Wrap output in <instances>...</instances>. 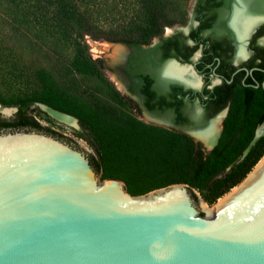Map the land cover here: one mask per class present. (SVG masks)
I'll return each instance as SVG.
<instances>
[{"label":"water","instance_id":"obj_1","mask_svg":"<svg viewBox=\"0 0 264 264\" xmlns=\"http://www.w3.org/2000/svg\"><path fill=\"white\" fill-rule=\"evenodd\" d=\"M263 158L208 212L185 183L132 195L68 142L2 130L0 264H264Z\"/></svg>","mask_w":264,"mask_h":264},{"label":"flooded vegetation","instance_id":"obj_2","mask_svg":"<svg viewBox=\"0 0 264 264\" xmlns=\"http://www.w3.org/2000/svg\"><path fill=\"white\" fill-rule=\"evenodd\" d=\"M260 2L264 0H253L250 11L238 0H194L186 22L176 18L148 41H123V52L116 60L110 58L109 78L140 112L142 121L135 126L194 143L195 151L204 157L223 144L238 145V151L249 137V145L256 135L257 141L263 138L264 10L258 7ZM242 8L252 15L251 24L236 23ZM171 65L193 77L171 73ZM0 120L10 122L0 131L36 130L70 143L84 151L95 169L93 146L87 152L79 139L39 121V125L31 120L20 123V117L3 114ZM245 150L236 159H244L249 153Z\"/></svg>","mask_w":264,"mask_h":264},{"label":"rangeland","instance_id":"obj_3","mask_svg":"<svg viewBox=\"0 0 264 264\" xmlns=\"http://www.w3.org/2000/svg\"><path fill=\"white\" fill-rule=\"evenodd\" d=\"M33 1L27 0L20 10H12L9 0H0V56L8 59L10 54L5 53H16L15 58L11 59L10 56L8 64L0 59V111L16 109L5 115L11 118L17 116L22 101H33L28 111L33 119L68 137L81 140L82 147L87 152L93 150L91 146L94 148L89 139H94L91 121L95 118L125 129L140 130V126H135L142 121L140 112L135 108L134 102L126 99L113 86L109 76L112 70L110 58L115 57L116 60L125 49L122 45L124 40H119L120 37L146 20L142 3L139 0H72L89 17L92 30L101 35L95 39L88 32L83 41L87 48L84 52L96 64L97 73L91 70L81 72L75 68L73 62L81 52L78 44L70 40V34L60 25L56 13L45 14L33 6ZM165 1L168 3L169 17H177L183 22L188 20L194 0ZM17 57L20 63H14ZM102 66L105 67L108 78L104 75ZM45 99L61 102L71 112L57 109L46 103ZM40 104L76 117L78 126L60 121ZM263 157L264 155L261 159ZM242 160L243 158H237L233 163L238 164ZM231 165L216 178L234 168ZM98 174L101 179H105L102 171ZM233 188L213 202L205 197L208 188L194 191L204 210L211 212L215 210L219 200Z\"/></svg>","mask_w":264,"mask_h":264},{"label":"trees","instance_id":"obj_4","mask_svg":"<svg viewBox=\"0 0 264 264\" xmlns=\"http://www.w3.org/2000/svg\"><path fill=\"white\" fill-rule=\"evenodd\" d=\"M25 1L27 0H9V6L12 10H20ZM139 2L145 10V22L128 30L119 40L130 43L148 41L151 36L161 33L166 25L176 21L177 17H169L168 3L165 0ZM33 6L45 14L56 13L60 25L70 34V40L78 44L81 52L73 62L75 68L81 72L91 70L98 73L96 64L84 52L87 49L83 43L86 33L89 32L95 39L101 37L97 31L92 30L89 17L72 0H34ZM5 54H10L8 59L5 56H0V59L6 64L10 63V56L11 59L16 57V53L12 55L10 51ZM19 58L14 63H20ZM44 101L57 109L71 112L61 102L55 103L53 99ZM32 103L33 101L24 100L19 105L17 116L21 118L20 123L31 120L39 125L28 114ZM5 125H10V122L0 120V126ZM91 128L94 134L91 142L96 152L92 157L96 171H102L105 179H122L132 195L146 194L174 183H186L196 199L198 197L194 189L208 188L205 197L213 202L240 183L264 155L263 137L252 146L240 163L234 164V168L224 176L216 178L247 148L251 137L240 145L238 151V145L227 147L223 144L213 155L204 157L195 151L194 143L185 142L180 137L166 136L161 132L125 129L96 118L91 121Z\"/></svg>","mask_w":264,"mask_h":264},{"label":"bare ground","instance_id":"obj_5","mask_svg":"<svg viewBox=\"0 0 264 264\" xmlns=\"http://www.w3.org/2000/svg\"><path fill=\"white\" fill-rule=\"evenodd\" d=\"M241 1H243V4L245 5L244 7H249V10L251 11V8H250L251 6L250 5L252 4V1L253 0H241ZM260 5H261V7L264 10V2L258 3V7ZM249 13L250 12H248V11L245 12V10L242 8V10H240L239 12H237V17H238L239 22L236 21V23L243 24L246 21L247 24H249V23L251 24L250 17H252V15H250ZM170 71H171V73L176 74V75H182V72H183V70L180 71V69L177 66H175V65H171ZM183 75L185 77H187V78H190L192 76V75H190V73L188 71L183 72ZM43 109H45L48 113H50L52 116H54L55 118L59 119L60 121L66 122V123H68L70 125L77 126V121L73 117L68 116V115H66L64 113H60L58 111H54V110H52L50 108L43 107ZM5 111L6 112H10L11 109H5ZM259 132H261V130ZM262 161L264 162V160H262ZM263 162H260V164H258V166H257L258 168H256V170L259 169V167L262 165ZM240 188H241V186H238V187L234 188L233 189L234 192H232L230 195L225 196L224 198H221L219 200V202L217 203L215 209H219L220 207H222L236 192H238L240 190Z\"/></svg>","mask_w":264,"mask_h":264}]
</instances>
